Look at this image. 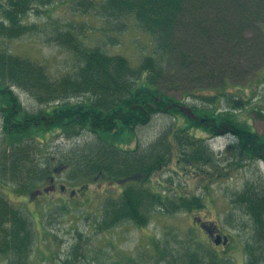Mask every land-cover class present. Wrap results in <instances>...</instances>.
I'll return each mask as SVG.
<instances>
[{
  "label": "trees",
  "instance_id": "1",
  "mask_svg": "<svg viewBox=\"0 0 264 264\" xmlns=\"http://www.w3.org/2000/svg\"><path fill=\"white\" fill-rule=\"evenodd\" d=\"M53 1L0 0V39L19 38L36 31V25L24 22L25 15L30 9ZM79 1L77 9L86 12L94 9L98 16L117 22L124 19L126 27L127 21L134 19L139 28L153 36L154 52L134 65L129 57L107 54L100 46L83 49L74 32H62L51 38L52 41L73 49L81 65L74 72L55 78L43 63L0 47V117L4 144L9 150L0 154V178L11 173V179L19 184L12 186L0 179V257L9 261L6 264H32L36 230L35 220L25 208L10 200L3 191L4 185L18 194L32 193L52 172V164L39 168L35 165L33 153L38 150L35 128L45 133L61 128L62 135L68 136L86 126L97 133L111 134L117 129L120 134L125 128L134 134L133 128L146 123L143 108L155 113L151 102L158 105L159 112L175 110L183 114L177 106L180 101L167 92V85L179 83L184 89L193 90L217 87L219 82L226 83L237 73L249 74L264 66V0ZM73 99L79 100L72 102ZM246 101L236 100L239 104L234 108H247ZM194 110L199 114L198 119L189 118L190 123L178 127L173 135L171 128L161 132L145 147L139 142L124 157L111 156L119 155L118 150H111L115 144L111 139L108 144H96L83 154L74 152L62 156L73 166L75 157L82 159L77 172L86 177L94 173L117 178L140 176L138 182L128 184L122 197L102 204L96 222L98 229L107 230L130 220L145 226L152 214L194 212L204 205V196L197 192L180 194L176 189L174 196L165 195L173 188H158L151 178L170 163L176 150L178 165L192 169L197 178L211 179L214 173H221L216 171L219 160L211 144L189 131L197 123L213 134L219 133L218 129L229 128L227 131L239 139L236 147L239 160L264 162V135L251 124L237 120L233 110L229 114L210 106H196ZM94 153L96 157L91 159ZM263 189L264 185L249 180L232 199L233 205H238L253 220L252 239L256 243L264 241ZM217 229L222 233L219 226ZM223 233L230 237V245L224 248L228 253L236 247V241L232 234ZM190 237L191 234L186 244H182L183 249L181 244L172 247L168 242L155 244L152 249L162 247L167 257L172 253L175 264H216L214 259L218 253L206 249L209 255L203 249L195 252ZM78 255H82L80 247L71 254L72 259ZM253 256L254 251L250 249L247 264H253Z\"/></svg>",
  "mask_w": 264,
  "mask_h": 264
},
{
  "label": "rangeland",
  "instance_id": "2",
  "mask_svg": "<svg viewBox=\"0 0 264 264\" xmlns=\"http://www.w3.org/2000/svg\"><path fill=\"white\" fill-rule=\"evenodd\" d=\"M72 1L54 0L50 4L30 9L24 17V22L36 25L37 30L19 38L0 39V47L43 63L55 78L74 72L81 65L73 49L52 41L51 38L62 32H74V36L77 37L83 49L100 46L107 54L129 57L134 65L139 64L145 56L154 52L153 36L139 28L134 19L127 21L126 27L123 26L126 24L124 19L117 22L98 16L94 9L88 12L79 10L76 4L80 1ZM249 36L248 32L247 37ZM170 85L171 87L167 85L169 87V89L166 88L167 92L180 101V104H187L193 108L210 106L213 110L226 111L227 114L233 110L237 120L251 124L256 131L264 135V66L258 67L256 71H251L249 74L237 73L226 83L219 82L217 87L193 90V88L184 89L179 83ZM241 99L247 100V108L235 109L234 106L239 104L236 100ZM24 103L28 104L27 101ZM202 116L205 117V115ZM188 119L186 114L176 113L175 110L155 112L149 123L133 128L134 134L124 128L118 135L117 130L112 132L115 134L101 131L97 133L87 126L80 129L79 133L70 136L62 135L61 128L57 130L52 128L46 133L42 129L35 128L34 138L38 150L34 151L33 159L38 168L44 167L55 161L54 156L59 158L74 152L78 155L81 152L83 154L96 144H103V142L108 144L107 140L110 139V142H117L122 147L123 145L134 147L138 141L145 147L169 128L174 132L172 135L175 134L178 127H185L190 123ZM228 129L227 127L218 129L219 133L213 134L197 123V126L189 130L192 135L196 134L211 143L213 152L219 160L216 171H220V174L214 173L211 179L207 176L205 179L197 178L192 169L178 165L179 154L176 150L170 163L151 177L158 188H173L165 195H173V190L176 189L180 191V194L197 192L204 196V205L193 210L194 212L180 211L172 215L152 214L145 226L130 220L107 230L97 228V217L101 212L102 204L109 200V198L106 199L107 195L113 192L111 189H106L110 188L108 182L102 184V188L90 187L86 196L77 198V201L70 196L60 198L53 194L52 197L33 203L31 197L28 198L29 195H16L17 193L10 191L8 185H4L3 191L10 200L15 205L25 208L35 220L36 241L32 253V264H68L67 262H73V264H114L116 262L119 264H175L172 261V253L167 257L162 247V250H155L152 247L155 244L163 245L168 242L172 247L181 244L183 249L182 244H186L189 234H191L190 239H193L195 252L203 249L206 254H208L206 250H214L218 253L214 259L216 264H247L250 259V249L254 251L253 264H264V241L261 243L253 241V220L238 205H233L232 200L234 193L240 191L249 180L264 185V162L259 159L239 160L236 149L239 139L235 133L227 131ZM136 136H138L137 143L132 141L131 144H126ZM4 140L5 132L0 117V154L9 151ZM95 157V153L92 157L90 156L91 159ZM81 161L82 159L75 157L74 162L77 165H81ZM75 167L63 173L59 177V182L74 183L71 187H79V184L86 180V176L76 172L77 167ZM0 179L12 186L19 185L16 180L11 179V173L7 176L2 174ZM198 215L219 226L222 231L232 234L236 247L225 253L222 245H217L199 225V227L196 226ZM192 227L194 229L190 231ZM81 238L82 244H80ZM77 246L80 247L82 255L72 259L71 254L77 250ZM1 262L9 263L4 257H0V264Z\"/></svg>",
  "mask_w": 264,
  "mask_h": 264
},
{
  "label": "flooded vegetation",
  "instance_id": "3",
  "mask_svg": "<svg viewBox=\"0 0 264 264\" xmlns=\"http://www.w3.org/2000/svg\"><path fill=\"white\" fill-rule=\"evenodd\" d=\"M79 99H73L71 100L72 102L78 101ZM158 100V99H157ZM69 101V102H71ZM175 103L171 104L168 106V108H172L173 105ZM153 106V105H152ZM136 107V105H135ZM155 112H159L158 110V105H154L153 106ZM48 110H50V108L48 107ZM146 112V123H149L152 119V116L154 114V112H149L147 110H145ZM80 117V115H79ZM44 119H47L45 115H43ZM52 122H54V120H52ZM136 149V146L134 148L132 147H127V145H125L124 147L122 146H118L117 144H114L113 149L111 150H118L119 151V155H111L112 157L115 158H120V156H123L126 153H129L130 151L133 152ZM115 154V153H114ZM55 159V161H53L51 164L53 165L52 168V174H49V176L46 178L45 183L43 184L42 187L35 189V191L32 194V198L34 197L36 199V201L39 200H43V198H48V197H52L53 194H56L57 197L60 198H66L68 196H70L71 198L77 200L80 198H84L86 195V192H88V189L92 186H96L98 188V186L100 188H102V184H104L105 182H108L110 184V188H106V189H111L113 190V192L111 194L107 195V198L110 199H119L120 197H122L123 193H124V189L128 186V184L130 183H135L138 182V179L140 176L137 177V175L133 174L130 176H127L125 178H117L111 174H106V173H94L91 174V176H89L88 179L83 180L80 184L79 187H71L74 186V183H69V182H59V177L69 171L71 168H74L75 166H73V163H71V161L69 159H65L63 157H56L54 156L53 160ZM75 165H77L75 163ZM77 167V166H76ZM75 167V168H76ZM115 188V190H114ZM69 193V195H68ZM118 193V194H117ZM204 223V225L209 228L210 230H212V236L217 237L220 233L217 229H215V227L209 223V222H200ZM208 235V234H207ZM223 235V239L220 243V245H222L224 248H226V246L228 247L230 244V237L228 236V239L226 238V234L222 233ZM209 236V235H208Z\"/></svg>",
  "mask_w": 264,
  "mask_h": 264
},
{
  "label": "water",
  "instance_id": "4",
  "mask_svg": "<svg viewBox=\"0 0 264 264\" xmlns=\"http://www.w3.org/2000/svg\"><path fill=\"white\" fill-rule=\"evenodd\" d=\"M180 109L183 112H185L188 116H193L195 114L194 111H193V109H192V107H190V106L180 105ZM194 116L196 117L197 115H194ZM218 237L219 238L216 240V242L217 243H220L221 242V236L219 235Z\"/></svg>",
  "mask_w": 264,
  "mask_h": 264
}]
</instances>
